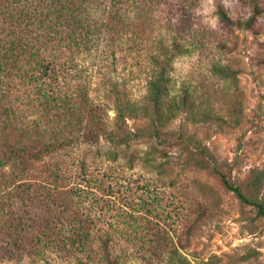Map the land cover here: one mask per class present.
Segmentation results:
<instances>
[{
    "label": "rangeland",
    "instance_id": "obj_1",
    "mask_svg": "<svg viewBox=\"0 0 264 264\" xmlns=\"http://www.w3.org/2000/svg\"><path fill=\"white\" fill-rule=\"evenodd\" d=\"M217 4L234 20L248 16L246 0L193 6L198 32L182 41V53L167 68L171 94L178 101L187 96L190 109L173 113L165 139L151 136L149 121L135 116L126 118L128 142L101 137L95 146L63 152L71 178L61 184L68 192L50 206L40 201L20 208L40 234L38 247L10 246L0 264H264V216L212 171L244 186L252 171L264 168V14L253 29L226 27ZM169 39L157 25L142 30V44L119 52L125 57L104 78L103 62L84 59L91 96L107 106L108 123L115 114L110 84L128 99L143 100L158 42ZM180 132L192 142L180 141ZM34 168L38 173L41 163ZM74 228L83 236H72Z\"/></svg>",
    "mask_w": 264,
    "mask_h": 264
},
{
    "label": "trees",
    "instance_id": "obj_2",
    "mask_svg": "<svg viewBox=\"0 0 264 264\" xmlns=\"http://www.w3.org/2000/svg\"><path fill=\"white\" fill-rule=\"evenodd\" d=\"M198 1L0 0V259L10 246L16 251L27 242L38 247L40 234L27 226L20 208L42 201L50 206L68 192L61 184L71 178L63 152L95 146L101 137L126 143L131 138L126 118L135 116L149 121L151 136L165 139L164 128L173 113L190 109L187 96L178 101L171 94L167 68L182 53V41L198 32L192 16ZM246 1L248 16L237 20L217 4L219 22L253 29L264 14V0ZM155 25L170 39L158 42L147 92L143 100H131L117 83L110 84L115 114L108 123L107 106L91 96L92 74L84 59L94 56L98 64L103 62L104 78L125 57L119 52L140 46L141 31ZM177 138L192 142L186 133ZM36 162L42 168L38 173ZM212 171L241 202L254 207L257 216H264V168L252 171L244 186L233 184L217 168ZM41 194L49 198L40 200ZM78 233L84 232L74 228L71 235Z\"/></svg>",
    "mask_w": 264,
    "mask_h": 264
}]
</instances>
